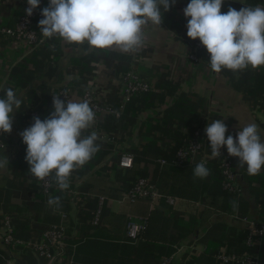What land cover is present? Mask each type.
Masks as SVG:
<instances>
[{
	"label": "crops",
	"instance_id": "0c3cea01",
	"mask_svg": "<svg viewBox=\"0 0 264 264\" xmlns=\"http://www.w3.org/2000/svg\"><path fill=\"white\" fill-rule=\"evenodd\" d=\"M24 1L0 0V28L16 23ZM189 2L176 0L175 5L163 13L161 26L151 22L145 25L143 44L135 54L122 53L115 47L91 48L87 42L69 44L59 36L44 37L38 22L36 30L43 40L37 47L0 33V98H4L5 90L11 88L22 100L20 109L13 113L11 133L2 134L4 146L0 149V159L6 156L9 164L0 169V264L6 260L9 264H108L109 256L114 258L112 263L124 264L126 257L122 251L115 249L109 253L106 243L122 245L127 221L153 213L156 219L152 221L151 238L157 247H151L147 254L156 257L162 250L160 245L170 246L172 237L182 232L173 228L169 219L171 211L175 218H190L195 229L182 235L177 244H172L174 250L170 264H216V251L220 248L237 250L240 246L236 240L238 235L246 231L249 222L263 217L264 168L259 175L250 176L246 165L239 167L238 157L234 160L238 174L234 212L217 208L222 186L216 165L207 164L210 175L199 179L193 175L195 166L199 164L196 160L186 165L180 174H166L164 183L173 191L167 195L174 199L172 204L163 196L136 201L125 196L113 178L120 151L152 143L156 133L144 134L141 124L161 113L173 102L172 98L155 108L144 109L130 128L107 131L111 133L113 142L96 141L100 150L83 167L73 171L68 189L60 190L54 181L49 194L44 195L37 185V178L28 171L27 147L22 145L20 135L34 123V120L26 118L27 112L33 111V115L41 120L48 118L54 111L53 95L59 89L68 94L70 101L78 102L83 90L91 88L111 105V101L116 102L119 98V78L128 71L153 87L165 79L178 84L177 93L199 96L203 100L199 109L206 111L202 121L207 126L223 119L228 128L226 138L233 136L234 127L243 128L255 123L264 141V107L260 103L251 106L244 99L243 92L231 85L229 76L225 74L228 69L214 72L206 54L197 62L189 59L190 43L182 38L189 19L183 10ZM230 2L233 4L231 8L239 9L253 1ZM41 4L47 7L49 0H41ZM255 6L264 7V2H256ZM98 123L103 127V119ZM91 133L89 128L84 135ZM156 143H160V139ZM140 167L145 168L149 175L154 169L153 164L143 162ZM57 196L60 197V206L49 205V198ZM97 212L98 222L94 223ZM6 217L10 220L12 235L25 242L40 240L43 231L51 226H63L66 242L63 255L53 262L45 261L33 253L29 256L27 251H32L29 247L5 245L2 237ZM162 221L168 223L166 231L161 230ZM261 254L264 257V242ZM133 264H140V261Z\"/></svg>",
	"mask_w": 264,
	"mask_h": 264
},
{
	"label": "clouds",
	"instance_id": "9594fccd",
	"mask_svg": "<svg viewBox=\"0 0 264 264\" xmlns=\"http://www.w3.org/2000/svg\"><path fill=\"white\" fill-rule=\"evenodd\" d=\"M176 0H49L41 10L43 19L38 27L44 37L59 36L69 44L87 42L91 48H117L131 53L142 46L143 28L149 22L163 23V13L174 6ZM224 0H190L184 8L188 19L187 36L199 39L210 54L211 69L233 72L264 66V7L245 6L239 11L229 7L221 13ZM26 15L31 16L40 6V0H27ZM163 9V11L161 10ZM53 95L54 111L44 120L33 117L34 123L20 133L27 145L25 159L28 171L39 180L52 177L60 190L70 187V177L100 150L96 132L84 135L95 120L88 101L67 104ZM22 100L8 88L0 98V134L11 133L13 113ZM228 128L223 119H217L205 128L210 142L211 156L221 157V148L227 147L230 156L239 158V167L247 166L250 176L259 175L264 168V141L259 127L249 123L234 139L225 137ZM9 164L5 156L0 169ZM195 178L205 179L210 169L205 162L193 170ZM49 205L60 206V197H50Z\"/></svg>",
	"mask_w": 264,
	"mask_h": 264
},
{
	"label": "trees",
	"instance_id": "16d2710c",
	"mask_svg": "<svg viewBox=\"0 0 264 264\" xmlns=\"http://www.w3.org/2000/svg\"><path fill=\"white\" fill-rule=\"evenodd\" d=\"M252 1L253 2H251V5L249 4V6L252 7L255 6L256 2H264V0ZM232 6L233 4L230 2V0H224V3L221 7V13H225V10ZM243 7L245 6H242L236 10L239 11ZM186 23H188V20ZM182 38L189 42L190 47H192L194 40L187 36V31L183 33ZM204 54L210 58V54L207 52L206 48L198 49V60ZM225 74L229 76L231 85L243 92L244 99L249 102V104H252L251 106L260 103V106L264 107V66H260L256 69H253L249 66V68L238 72L227 70ZM83 85L84 83L82 82V86ZM177 88L178 84L176 82L163 79L150 91L140 92L133 96L131 100L125 105L119 118H115L104 113L99 116L100 121L103 119V127L101 126V123H98L97 125V129L100 131L107 132L109 130L118 131L122 129H128L132 126V124L135 123L137 115L144 109L148 107L155 108L159 106V104L163 103L166 99H173V102L169 104L161 113H157L155 118L147 119L141 124V128L143 127L142 132L144 134L148 135L151 132L156 133V135L153 136L152 143H145L140 147L131 146L128 149L123 150L133 155L132 167L121 168L117 165L113 168V178L120 184L123 192L126 193L139 177H147L150 178L151 182L155 185L160 194L163 196L170 195L173 191L168 189L164 183L166 174L171 172L180 174L184 171L186 165L196 161L201 163L203 152L211 154L210 142L208 141L205 133L206 123L202 121V119L206 116V111L204 108L199 109V106H201V102H203V100L194 94L177 93ZM109 101L110 99H108V102ZM118 101L119 98L116 100V102L111 101L110 103L112 106L116 107L118 105ZM33 117H35L33 115V111L31 112L29 110L27 112L26 118L30 121H33ZM30 121L29 123H31ZM158 139H160V143H156ZM0 140L3 141L2 134H0ZM193 140L200 141L202 145L201 152L196 153L192 158L188 157L184 163L175 165L173 162L176 157L177 150L186 147ZM161 160H164L165 163L161 164ZM141 162L144 164L149 163L154 165V169L150 175L145 168L140 167ZM210 163L216 165L219 176L218 180L222 186L218 194L220 197V204L217 208L225 212H234L237 201L235 195L236 193L228 192L223 188V178L220 173V168L217 161L209 160L205 164L207 165ZM185 195L190 197L189 194ZM261 208L263 209L264 216V203H262ZM142 219L146 220V227L136 241L129 239L124 234V240H122L121 243L122 245L109 242L106 243L109 253L115 249L122 251L123 256L126 257L124 264H133L137 260L140 261V264H160L163 259H168L171 257V253L174 250L172 244H177V240L182 235L192 233L195 229L193 228V225L191 226L190 224V218L187 220H184V218L181 216L175 218L171 211L169 219L172 220L173 228L177 229V232L180 230H182V232L177 236L172 237L170 246H166L167 248L160 245L159 247L162 249L160 253L156 257H151V255L149 256L147 253L151 251L152 248L157 247L156 243H154L155 241H153L151 238V233L154 228H152V221L156 219V214L153 213L150 216H146ZM160 226L162 231H166L168 223L164 224V221H162ZM245 236L246 231L238 235L236 240L240 246L233 252L241 253L248 250L250 252L257 253L261 259V264H264V257L261 254V245L264 240L259 243H255V245L252 247H247L244 243ZM174 241L175 243H173ZM32 253L36 254L32 251H27L29 256ZM141 254L145 255L141 256ZM129 257L130 259H128ZM40 258L46 261L43 256H40ZM113 260L114 258H110L109 256L108 264H116V262L112 263Z\"/></svg>",
	"mask_w": 264,
	"mask_h": 264
},
{
	"label": "built area",
	"instance_id": "2783aa9c",
	"mask_svg": "<svg viewBox=\"0 0 264 264\" xmlns=\"http://www.w3.org/2000/svg\"><path fill=\"white\" fill-rule=\"evenodd\" d=\"M29 7L27 0L23 3L22 12L16 20V23L13 26H5L0 28V33L6 36H9L13 39L22 40L27 42L32 47H37L43 40V37L36 30L35 25L39 20L43 19L41 15V10L44 8L41 4L40 6L33 11L31 16H27L25 9ZM205 48L200 40L197 38L194 40L192 47L189 48L188 57L190 60L197 62L198 55L197 50ZM140 47L132 52L135 54ZM119 101L118 105L112 106L107 104L104 99L100 96L98 92L91 88H86L83 90L78 102L88 101L90 107H92L95 113V120L93 125L90 127L92 132H96L99 140L105 143H112L113 139L111 138L110 132L100 131L97 129V124L99 116L101 114H110L115 118H119L123 112L125 105L131 100V98L137 95L140 92H148L153 86L145 81L139 79L136 74L132 71H128L122 74L119 78ZM56 95H60L59 98L67 104L69 96L63 90H58ZM241 127L233 128V137L237 138L238 132L241 130ZM22 145L27 147V145L22 141ZM4 146L3 141L0 140V149ZM202 145L200 141L193 140L186 147L177 150L176 157L174 159L175 165H180L189 157L192 158L196 153L201 152ZM221 157L213 158L211 154L202 153L201 162L207 163L209 160L217 161L220 173L222 175V184L223 188L228 192L238 191L237 180L238 174L234 167L235 157L230 156L227 152V147L223 146L221 148ZM165 161L161 160V164H164ZM133 165V155L129 152L123 150L120 151L118 158V166L121 168H131ZM37 185L40 188L41 192L44 195H48L50 190L54 186V180L52 177L45 178L41 181L37 178ZM125 196L130 200L134 201L140 198H150L155 199L163 196L159 193L155 185L151 182L150 178L139 177L134 182L133 186L125 193ZM169 203H173L174 199L169 196H163ZM93 222H98V212L94 215ZM4 233H3V243L7 246L17 247V246H26L29 247L34 253L39 256H43L48 261H55L60 258L65 250V235L63 226H51L45 229L42 233V237L38 241H29L25 242L19 239H16L12 235V229L10 220L8 217L4 219ZM146 227L145 219H129L126 223V236L136 241L142 231ZM264 240V216L258 221H251L247 224L246 227V236L244 243L247 247H252L255 243H259ZM214 260L216 264H261V259L257 253L250 252L248 250L241 253L228 251L225 248H220L214 254ZM3 264H9V261L6 260ZM160 264H170V258L163 259Z\"/></svg>",
	"mask_w": 264,
	"mask_h": 264
}]
</instances>
